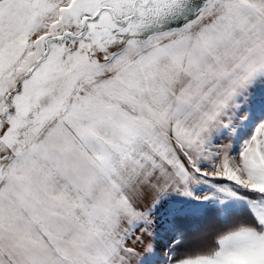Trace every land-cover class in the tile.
<instances>
[{
	"label": "snow or ice",
	"instance_id": "snow-or-ice-1",
	"mask_svg": "<svg viewBox=\"0 0 264 264\" xmlns=\"http://www.w3.org/2000/svg\"><path fill=\"white\" fill-rule=\"evenodd\" d=\"M0 264H264V0H0Z\"/></svg>",
	"mask_w": 264,
	"mask_h": 264
}]
</instances>
